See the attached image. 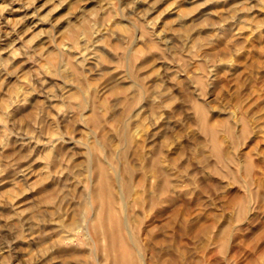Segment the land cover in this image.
Here are the masks:
<instances>
[{"label": "rangeland", "instance_id": "rangeland-1", "mask_svg": "<svg viewBox=\"0 0 264 264\" xmlns=\"http://www.w3.org/2000/svg\"><path fill=\"white\" fill-rule=\"evenodd\" d=\"M92 147L141 264H264V0H0V264H111Z\"/></svg>", "mask_w": 264, "mask_h": 264}, {"label": "bare ground", "instance_id": "bare-ground-1", "mask_svg": "<svg viewBox=\"0 0 264 264\" xmlns=\"http://www.w3.org/2000/svg\"><path fill=\"white\" fill-rule=\"evenodd\" d=\"M87 154L88 158L85 163L86 181L82 178L85 181L83 190L85 189V195L87 197L83 215H86V221H89V215L91 212L93 213L91 220L95 228L98 226L97 222H101L103 241L105 242L103 248L104 250L109 248L110 255L112 256L111 264H141L140 258H143L141 256L143 252H141L140 248L141 241H139L135 225L133 226L131 223L130 215L132 213L131 209L133 205H135V200L137 199L136 195L140 198L144 193L147 179L150 177L142 173V175L139 176L140 178L138 177L139 180L136 179V181H134L135 175L133 174V177L132 169L123 163L125 159V154L123 152L117 155L111 154L102 157L96 151V148L94 149L92 147ZM54 169L56 170V168ZM163 190L164 187L162 186L158 189L160 192ZM146 199L149 209H153L159 202V200L151 194L147 195ZM144 205L145 204H143L142 207ZM102 211H105L106 214L104 219L100 218L102 216ZM132 216H134V214H132ZM135 221L136 220L133 219L134 224H136ZM81 226L77 228L79 229ZM85 234H87L90 239H94L91 235V227H86ZM142 243L143 242H141V244ZM151 257L150 259H152Z\"/></svg>", "mask_w": 264, "mask_h": 264}]
</instances>
